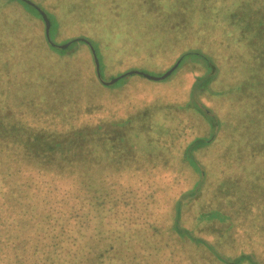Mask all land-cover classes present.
Segmentation results:
<instances>
[{
	"label": "rangeland",
	"instance_id": "374dc122",
	"mask_svg": "<svg viewBox=\"0 0 264 264\" xmlns=\"http://www.w3.org/2000/svg\"><path fill=\"white\" fill-rule=\"evenodd\" d=\"M263 1L233 0L222 9L224 21H216L207 10L210 0H0V86L13 81L37 97L75 90L80 99L91 98L87 109L112 104L115 109L106 110L118 117L114 121L122 138L117 135V141L136 143L141 150L149 144L148 152L158 151L154 155L164 169L170 159L162 155L171 153L172 174L179 181L176 193L196 192L175 211L174 225L179 214L182 227L208 239L224 256L251 251L264 264V226L257 227L264 220ZM39 10L49 21L50 42L84 38L93 46L104 79L129 69L157 75L181 53L187 55L164 79L127 73L104 85L83 40H72L62 53L49 47ZM191 51L211 61L212 73L205 58ZM14 93L0 96L6 115L7 103L22 99L21 91ZM196 101L211 111L217 125L211 127ZM56 105L41 106L60 112L62 106ZM100 114L101 108L95 114L72 115L68 123L78 124L87 115L97 120ZM195 138L205 141L189 149ZM183 149L198 169L185 152L184 160H178ZM141 150H127L122 164L130 166L132 155ZM101 152L96 147L93 154L107 155ZM210 208L221 210L224 217H198Z\"/></svg>",
	"mask_w": 264,
	"mask_h": 264
},
{
	"label": "trees",
	"instance_id": "16d2710c",
	"mask_svg": "<svg viewBox=\"0 0 264 264\" xmlns=\"http://www.w3.org/2000/svg\"><path fill=\"white\" fill-rule=\"evenodd\" d=\"M232 1L210 0L207 10L216 21H224L222 9ZM204 61L212 73L213 64L207 57ZM101 66L98 62L99 70ZM0 90H8L0 96H15L16 90L22 95L7 103V115L0 110V264H262L251 251L224 256L208 239L182 227L179 214L174 225L175 211L196 192L176 193L179 181L172 174L171 153L162 155L170 159L164 169L155 158L158 151L148 152L149 144L141 150L136 143L117 141L118 117L106 110L115 109L112 104H100L104 114L99 119L87 115L70 125L72 115L95 114L100 108L87 109L91 98L80 99L75 90L37 97L13 81ZM46 103H57L61 111L41 106ZM202 112L211 127L217 125L213 114ZM204 141L195 138L188 148ZM96 147L107 155L93 154ZM136 149L142 153L132 155L130 166H124L127 150ZM184 152L194 165L184 149L178 160H184ZM210 209L198 217L225 215ZM257 224L260 229L264 220Z\"/></svg>",
	"mask_w": 264,
	"mask_h": 264
},
{
	"label": "water",
	"instance_id": "95a60500",
	"mask_svg": "<svg viewBox=\"0 0 264 264\" xmlns=\"http://www.w3.org/2000/svg\"><path fill=\"white\" fill-rule=\"evenodd\" d=\"M40 11V14L42 16V19H43V23H44V36H45V40H47L49 43V45H52L54 47H58V48H63L65 47L66 45L70 44V42L72 40H74L73 38L72 39H69L67 40L66 42H63V43H60V44H54L52 42L49 41L48 39V28H49V21L45 15V13L42 11V10H39ZM82 39L88 46L89 50H90V53H91V57H92V60H93V65H94V72L96 74V77L97 79L104 85H113L115 81H117L118 78L122 77L123 75L127 74V73H136V74H139V75H143L145 77H148V78H151V79H164L166 78L173 69L176 68V66H178V62L179 60L186 56L187 52L185 53H181L178 57H177V60L174 61L166 70H164L162 73L160 74H157V75H154V74H150V73H147V72H144V71H141V70H137V69H129V70H125L123 72H121L120 74H117V75H114L108 79H104L101 77L100 75V72H99V68H98V60H97V57H96V54H95V50L93 49L92 45L89 44V42L87 40H85L84 38H80ZM200 56L204 57L202 54H200ZM205 58V57H204ZM210 73V72H209ZM208 73V74H209ZM197 104L199 105V109H202L203 111L207 112L210 114V110H208L207 108L205 107H202L198 101H196ZM214 118V117H213ZM215 119V118H214ZM215 131V130H214ZM195 160V159H194ZM195 163L198 164L195 160ZM199 173H200V177L202 176L203 174V171H202V168L199 167ZM197 189V186L194 188V190ZM176 216H177V212H176ZM176 221V220H175Z\"/></svg>",
	"mask_w": 264,
	"mask_h": 264
},
{
	"label": "crops",
	"instance_id": "0c3cea01",
	"mask_svg": "<svg viewBox=\"0 0 264 264\" xmlns=\"http://www.w3.org/2000/svg\"><path fill=\"white\" fill-rule=\"evenodd\" d=\"M48 44V43H47ZM49 45V44H48ZM50 46V45H49Z\"/></svg>",
	"mask_w": 264,
	"mask_h": 264
},
{
	"label": "flooded vegetation",
	"instance_id": "af4514ba",
	"mask_svg": "<svg viewBox=\"0 0 264 264\" xmlns=\"http://www.w3.org/2000/svg\"><path fill=\"white\" fill-rule=\"evenodd\" d=\"M199 60V59H198Z\"/></svg>",
	"mask_w": 264,
	"mask_h": 264
}]
</instances>
